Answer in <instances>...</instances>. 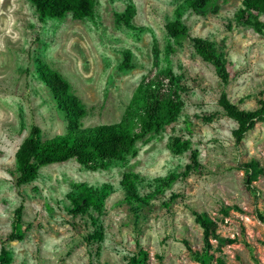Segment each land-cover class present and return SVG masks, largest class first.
<instances>
[{
    "label": "rangeland",
    "instance_id": "rangeland-1",
    "mask_svg": "<svg viewBox=\"0 0 264 264\" xmlns=\"http://www.w3.org/2000/svg\"><path fill=\"white\" fill-rule=\"evenodd\" d=\"M93 1L89 17L39 19L30 0H0V244L22 202L21 238L5 243L8 264H127L140 250L143 264H201L197 258L204 264H264V119L233 142L235 123L216 104L220 85L213 66L194 54L190 41L200 37L222 50L227 97L253 109L264 100V33L234 23L241 0H212L199 11L183 0ZM178 5L187 36L174 39L163 26ZM154 63L188 85L171 123L138 140L134 155L103 169L70 159L42 166L31 182L15 185L4 167L12 165L30 128L48 137L64 133L67 125L36 74L38 65L67 82L84 108L77 120L84 127L117 122ZM173 136L189 141L180 154L168 149ZM192 150L199 166L185 172ZM251 158L260 173L248 186L240 165ZM123 173L136 175L139 194L152 192L138 219L122 196ZM80 183L107 186L99 212H69L66 195ZM190 209L205 212L214 224L207 246ZM98 229L100 242L86 245L79 238Z\"/></svg>",
    "mask_w": 264,
    "mask_h": 264
},
{
    "label": "trees",
    "instance_id": "trees-1",
    "mask_svg": "<svg viewBox=\"0 0 264 264\" xmlns=\"http://www.w3.org/2000/svg\"><path fill=\"white\" fill-rule=\"evenodd\" d=\"M34 5L39 19L61 18L69 13L74 19L89 17L92 13L93 0H30ZM212 0H183L184 6L199 11ZM181 5L174 9L175 18L164 24L168 36L177 39L187 36L186 27L179 21ZM264 0H241L240 6L233 13L236 24L249 26L257 33H264ZM194 54L202 61L213 66L214 74L219 81L220 89L216 104L223 115L230 118L235 127L231 130V137L235 144L253 127L258 120L264 119V100L258 99L253 109H243L234 104L226 95L225 86L228 83L227 60L222 50L212 42L200 38L190 37ZM125 55V59H127ZM126 61V60H125ZM124 61V66H128ZM36 74L49 90L55 103L67 121L65 132L48 137H41L37 126H32L28 134L16 146L13 152V163L4 167L9 175L14 176L17 187L31 182L40 167L74 160L85 168L103 169L109 163L122 161L127 155L135 154V144L138 140L157 133L164 126L171 123L177 116L182 104L183 96L188 92V85L181 76L175 74L171 68H159L155 63L140 76L117 122L78 126L77 120L84 113L83 106L68 90L67 82L54 70L45 65H38ZM208 118V117H207ZM188 139L170 137L168 149L174 154H180L188 148ZM199 166L195 150L189 153V162L185 164V172L195 170ZM245 174V184L250 186V179L260 173L255 159L251 158L240 165ZM136 175L123 173L119 185L122 196L129 205L134 219H138L142 210L149 208L152 192L139 194L134 186ZM173 176L168 181L173 180ZM166 181V182H165ZM162 181L167 185L168 181ZM107 186L92 188L83 183L74 186L67 193L69 212L73 215L84 214L87 211L99 212L106 196ZM22 202L13 210L11 230L0 244V264H8L9 252L6 242L21 238ZM193 220L201 228L203 243L208 245V237L214 235V224L205 212L189 210ZM263 220V217H259ZM79 238L86 245L100 242L103 238L100 229L82 233ZM185 242V241H183ZM144 251L129 258L127 264H143ZM197 262L204 264L201 258Z\"/></svg>",
    "mask_w": 264,
    "mask_h": 264
}]
</instances>
